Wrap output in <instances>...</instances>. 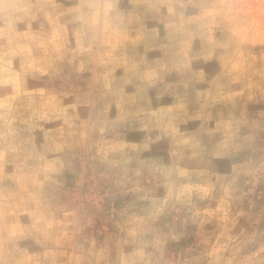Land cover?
<instances>
[{
    "label": "rangeland",
    "instance_id": "374dc122",
    "mask_svg": "<svg viewBox=\"0 0 264 264\" xmlns=\"http://www.w3.org/2000/svg\"><path fill=\"white\" fill-rule=\"evenodd\" d=\"M0 264H264V0H0Z\"/></svg>",
    "mask_w": 264,
    "mask_h": 264
}]
</instances>
